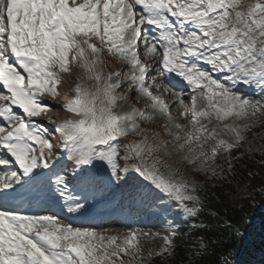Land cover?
<instances>
[{
    "label": "snow or ice",
    "instance_id": "6c2138e0",
    "mask_svg": "<svg viewBox=\"0 0 264 264\" xmlns=\"http://www.w3.org/2000/svg\"><path fill=\"white\" fill-rule=\"evenodd\" d=\"M105 54L127 67L105 73ZM63 74L75 85L60 104L69 118L49 130L34 118L51 110L44 98L58 99ZM173 76L187 83L188 101L183 93L172 102L156 94L176 87ZM241 83L264 90V0H0V264H171L174 228L107 235L56 214H21L10 198L42 188L51 174L67 212L82 211L65 176L51 171L54 137L75 162L74 177L96 161L117 181L131 169L151 185L134 196L148 199L155 189L153 200L163 194L198 218L203 185L189 172L223 177L221 154L231 172L232 152L264 122V98L238 93ZM157 119L163 133L141 128ZM127 137L136 139L123 143L121 156ZM157 238L156 250L145 253L141 241ZM199 247L207 250L203 241Z\"/></svg>",
    "mask_w": 264,
    "mask_h": 264
},
{
    "label": "trees",
    "instance_id": "16d2710c",
    "mask_svg": "<svg viewBox=\"0 0 264 264\" xmlns=\"http://www.w3.org/2000/svg\"><path fill=\"white\" fill-rule=\"evenodd\" d=\"M231 155L232 171L225 161L223 177L196 175L203 185L198 218L185 216L176 205L180 224L171 264H264V153L237 148ZM153 264H161L160 258Z\"/></svg>",
    "mask_w": 264,
    "mask_h": 264
},
{
    "label": "rangeland",
    "instance_id": "374dc122",
    "mask_svg": "<svg viewBox=\"0 0 264 264\" xmlns=\"http://www.w3.org/2000/svg\"><path fill=\"white\" fill-rule=\"evenodd\" d=\"M250 2H255V0H245V3H250ZM104 59L106 62L105 67H104L105 73L127 67L126 65L120 64L115 59L108 57L106 54L104 56ZM199 66L200 67L203 66L204 68H206L214 78L217 77V72H213L209 65L200 62ZM74 72H75V70L72 73L73 77L76 76V73H74ZM218 77L223 80V74L219 75ZM63 78H64L65 82L62 84H59L57 86L59 94H60L58 99H55V101H53L48 96H46L44 98L47 103H49L51 106L53 105L54 108L59 110V111H57L55 109V110L50 112V114H52L55 117V118L52 117V118H54L53 122H50L48 120V118H51V117H47V113L41 114V116H39V118L41 119L39 123L42 126L47 127L48 129H49V127L46 125L47 123H51L52 125L56 126V124L63 122V119L66 116V112L61 110L60 104L63 101L64 94L69 93V90L71 88H73L74 83L72 80H70L68 78L67 74H63ZM164 83H165V81H164ZM245 85H247V84L241 83V84H238L236 87L239 88V90H242L240 88H242ZM248 86H249V89L246 92L247 93L246 96H248L252 99L264 98V90L261 89L260 85L253 84V85H248ZM186 87H187L186 90H188V91H185V92H182L181 90H178V92H175L173 90L171 92H166L163 90V88H161V90L159 92H156V94L161 95L162 98L165 99L166 101L172 102L174 100L173 93H183L184 99L186 101H188L189 100L188 93L190 92V89H189L188 85H186ZM245 87H247V86H245ZM125 91H127V89H125ZM153 91H156V90L154 89ZM130 103L135 104V106L137 108H143L144 107V101L143 100H141L138 103H136L133 100V101H130ZM172 114L174 116H176L178 122L185 124V125L188 124V120H185V119H183L177 115V111H176L175 107L172 110ZM188 119L190 120V116ZM261 119L264 120V118H261ZM161 123H162V121L160 119H157V120H154L152 122L141 123V128L149 129L150 130L149 135L151 134L152 131H159V132L163 133V129L161 127H159V125ZM245 136H246L245 141L242 142V144L238 148H240L241 150H243L247 154H262V153H264V122H257L254 125V127L252 128V130L250 132L246 133ZM162 138L163 139H170L169 137H166V136H162ZM134 139H136V138L135 137L121 138V148H120L121 156L124 154V149L122 146L123 143L131 142ZM50 142L54 145L53 155L51 157H49V162L51 163L52 160H54L55 158H57L59 156L60 152H58L57 149H60L62 147L59 146L58 140H56L54 137H50ZM37 149H38V146H37ZM47 154H48V150L45 149V155H47ZM218 159L220 161H224V162L229 161V157L224 155V154H221ZM57 162H59V160L56 161L55 163H57ZM94 163H95V167L84 166L86 168H90L89 173H81L80 175H77L76 177H74V175H73L74 170L78 173H79V170L76 169V166H74L75 162H73L72 164H69L67 166V168H64L63 170L56 173V174L65 176V178L68 182V185H69V192L72 190L74 185H76V188H77V186L83 181L80 178L81 175H93V174H96V172H97V174H100V175L105 174L104 179H107V178L110 179L108 181V183L100 182L102 179L97 180V182H96V180L95 181L91 180L90 182H86L82 188L78 187L77 190L75 188V190L78 191V193H79L78 200H80V201H85L91 194L94 193V190L97 188L98 189L100 188V190L105 189V193L102 194L103 196L102 197L99 196L93 202L94 207H95V205L98 206V204L101 205V204L107 203L110 199L114 198V196H115V197H118L117 199L119 200V202L121 204L118 203L120 205L116 206L114 209L120 210V209H123L124 207L131 208L134 205L137 207L145 206L149 201L152 202L153 197H155L158 194L157 190L152 189V197H149L148 199H144V198L139 197V196H134L133 193H135L137 191H141V190L148 191L151 188V185H149L147 181H144L142 177H140L137 173H135L131 169H129L127 172H121L120 173L121 179L119 181H117L111 177V172L105 163L100 162V161H96ZM119 163H120V167L123 168V164H124L123 160H120ZM187 178L189 181H191L192 179H196L197 177H196V174H192L189 172ZM91 182H95L97 184L94 187L92 186L94 189L89 187ZM199 185H201V183L198 182V186ZM122 187H124V190H121ZM237 192L242 193L243 190L238 189ZM113 194H115V195H113ZM161 199H162V201H161ZM155 200H159L160 203L158 202L155 205H153L152 207L151 206L148 207L149 209L148 208L146 209L148 211H146V210H144L142 212L141 211H137V212L135 211L136 213H138V215L139 214L140 215L144 214V215H143V217H139V218L137 215L138 219H137V221H134V225L136 226V229H133V230L144 231V232H160V231L167 229V228H174L176 230V228L180 224V222L178 221V217L180 216V213H178L177 209H175L176 203L174 201L169 200L163 194H159V199H155ZM96 202H98V203L95 204ZM93 203H92V205H93ZM92 205H87V206L92 207ZM156 209L157 210L164 209L165 214L161 215L158 212L153 214L152 211L156 210ZM145 213L147 215L149 214V216H147ZM152 218H155L156 220L151 221ZM94 229L97 232H104L107 230V229H103L101 231V229H97V228H94ZM128 231H131V230H128ZM141 243L143 244L144 251L146 253L149 250V248L156 250L155 245L161 243V241L159 238H157L155 241H150V242L149 241H141Z\"/></svg>",
    "mask_w": 264,
    "mask_h": 264
},
{
    "label": "bare ground",
    "instance_id": "6f19581e",
    "mask_svg": "<svg viewBox=\"0 0 264 264\" xmlns=\"http://www.w3.org/2000/svg\"><path fill=\"white\" fill-rule=\"evenodd\" d=\"M78 2H80V0H78ZM142 53V52H141ZM141 56H143V53L141 54ZM203 69H205V70H207L206 68H204L203 66H201ZM208 71V70H207ZM74 73H76V75H77V70H75V72ZM222 73H217V77L219 76V75H221ZM171 80H172V84H174V85H176V87H174L172 90L173 91H175V92H178V90H181L182 92H185V91H188V90H186V85H187V83L186 82H183L182 81V79L180 78V77H176V76H173L172 78H171ZM222 80V79H221ZM73 84V83H72ZM165 84H167V81L165 80ZM74 85V84H73ZM72 85V86H73ZM75 86V85H74ZM73 86V87H74ZM241 89V88H240ZM154 90V89H153ZM235 90L238 92V93H240V94H243V95H247V93H246V90H245V92L243 91V89L242 90H239V88H235ZM155 92V91H154ZM51 100H53V101H55V99H52L51 97H49ZM168 99V98H167ZM56 108H54L53 107V105H52V107H51V110H49V111H47L46 113H47V117H54L52 114H50V112L51 111H53V110H55ZM57 110V109H56ZM57 111H59V110H57ZM41 116V115H40ZM55 118V117H54ZM67 118H69V114L68 113H66V116H65V118L63 119V121L65 120V119H67ZM35 120H37L38 122H40V118L39 117H37V118H34ZM60 155H61V157L59 158V159H54V160H52L51 161V164L52 165H54V167H52V172H55V171H61V170H63L64 168H67V166L69 165V164H72L74 161H72V160H69L68 159V157L65 155V154H63V153H60ZM59 160V162H57V163H55L56 161H58ZM60 160H63L62 162L60 161ZM10 164H12V161L10 160ZM74 166H75V164H74ZM12 169L13 170H17L15 167H12ZM45 172H47V170H44ZM49 176H50V181H49V185L48 184H45L42 188H38V189H42L43 191H49V188H52V189H55L56 188V186L52 183V180H54V177H52L51 176V174H49ZM105 178V174H103V175H100V174H97V172H96V174H93V175H87V181H89V179L90 180H93V181H95V180H99V179H104ZM101 180V181H102ZM97 182V181H96ZM91 186H96L97 184L95 183V182H91V184H90ZM120 185V184H119ZM34 188H36V187H34ZM97 188V187H96ZM121 190H124V187H122V189ZM95 191V195H94V197L95 198H97V197H99V196H103L102 194H104L105 193V189L103 190V189H101L100 190V188L98 189H95L94 190ZM51 195H53V196H58L57 195V193L56 192H52L51 193ZM114 195V194H113ZM118 196V195H117ZM118 197H115L114 196V198H112V199H108L109 201L107 202V203H105V204H98V206H96L95 205V208L98 210L97 212H93V210L92 209H86V210H82L81 212H79V214H85V213H92V215H91V217H100V218H102L103 220V224L101 225V226H98V227H94V228H97V229H101V231L103 230V229H107L106 231H104V233H106L107 235H117V236H123V235H125V234H127L129 231L128 230H133V229H136V226L134 225V223H132V224H123V225H121V224H119L118 222L116 223L115 222V220H116V212L115 211H110V208L112 207V206H114V205H116V204H118V203H120L119 202V200L117 199ZM161 201H162V199H161ZM148 202V201H147ZM146 202V203H147ZM159 202V200H153L152 202H148L145 206H141V207H137V206H133V207H131V208H128V209H130L131 211H144V210H146L148 207H152L153 205H155L156 203H158ZM160 203V202H159ZM95 204H97V202L95 203ZM100 205V206H99ZM155 207V206H154ZM153 207V208H154ZM149 209V208H148ZM152 209V208H151ZM49 209L47 208V207H45L44 206V208L39 212V214H42V213H48V212H46V211H48ZM157 210V209H156ZM146 211H148V210H146ZM151 212V211H150ZM162 213L163 214H165V210L163 209L162 210ZM137 214V213H136ZM142 214V213H141ZM146 214V213H145ZM144 215V214H143ZM147 215V214H146ZM56 216H57V219H58V222H60V220H62L63 219V217L61 216V215H57L56 214ZM135 218H137V216H135ZM71 223V222H70ZM71 224H73L74 226H76L77 225V223H76V221L75 220H72V223ZM76 224V225H75ZM77 226H80V227H91L92 228V226L91 225H89V224H84V225H77ZM117 229V230H116Z\"/></svg>",
    "mask_w": 264,
    "mask_h": 264
}]
</instances>
